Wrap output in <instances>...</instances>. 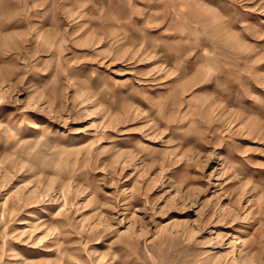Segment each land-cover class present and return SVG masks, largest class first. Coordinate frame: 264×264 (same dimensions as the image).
<instances>
[{
  "label": "rangeland",
  "instance_id": "1",
  "mask_svg": "<svg viewBox=\"0 0 264 264\" xmlns=\"http://www.w3.org/2000/svg\"><path fill=\"white\" fill-rule=\"evenodd\" d=\"M0 264H264V0H0Z\"/></svg>",
  "mask_w": 264,
  "mask_h": 264
}]
</instances>
